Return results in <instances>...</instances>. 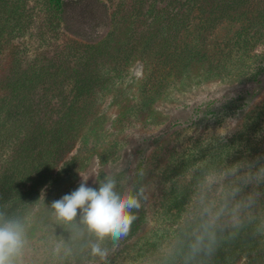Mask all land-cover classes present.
Listing matches in <instances>:
<instances>
[{
    "label": "rangeland",
    "instance_id": "1",
    "mask_svg": "<svg viewBox=\"0 0 264 264\" xmlns=\"http://www.w3.org/2000/svg\"><path fill=\"white\" fill-rule=\"evenodd\" d=\"M98 1L101 12L88 18L83 12L51 11L47 0H0V98L9 93L14 78L27 71L42 67L55 71L65 61L75 66L77 57L90 50L86 45H95L99 54L90 69L106 83L90 94L88 101L95 99L92 107L87 105L92 109L91 121L84 123L72 150L57 166L60 178L44 187L43 197L41 190L26 214L32 237L29 264H53L52 242L66 240L68 232L50 226L48 206L76 190L82 182L80 174L88 178L87 186L97 189L98 179L118 172L129 177L130 186L137 181L145 189L146 199L138 210L145 218L140 232L121 241L110 256V264H137L162 252L178 227L175 217L166 213L187 183L186 176L177 178L176 168L220 154L223 144L259 114L260 135H264V38L249 50L235 44L234 32L242 22H226L210 35L204 56L175 73L173 49L163 51L157 33L165 18L146 14L152 0ZM166 2L158 0L157 9ZM251 4L261 8L264 0ZM185 21L177 22L191 30L186 25L189 20ZM152 33L156 46L149 48L146 43L152 41ZM193 40L190 37L192 46ZM51 64L57 67L50 69ZM258 69L262 73L256 79ZM66 87L68 94L70 86ZM53 93L36 89L32 96L36 108L59 109L63 92ZM221 130L227 132L223 142L205 144ZM252 143V154L264 155V139L258 142L261 145ZM64 164H68L66 172ZM141 170L143 176H138ZM62 183L63 188H56ZM171 190H176L173 195ZM232 264L256 263L245 255Z\"/></svg>",
    "mask_w": 264,
    "mask_h": 264
},
{
    "label": "trees",
    "instance_id": "2",
    "mask_svg": "<svg viewBox=\"0 0 264 264\" xmlns=\"http://www.w3.org/2000/svg\"><path fill=\"white\" fill-rule=\"evenodd\" d=\"M138 1V4L142 3ZM157 1L152 0L146 14L165 18L161 19L163 26L158 28L157 33H160L163 39L161 49H173L172 69L175 73L178 69H186L191 60L204 56L210 35L226 22H242L234 32L235 44L249 50L253 44L264 38V6L257 8L255 4H251V0H166V5L159 9L156 6ZM47 3L49 9L56 13L63 11V14L71 12L73 15H81L83 12L88 18H96L101 12L98 0H47ZM60 18L62 19V14ZM178 20H186V23L189 20L186 25L191 26V30L181 27ZM152 35V41L146 43L149 48L156 46V36L154 33ZM0 37L2 40L3 33ZM190 37L194 39L193 46L189 41ZM86 47L90 50L81 54L80 58L77 57L78 63L75 66L71 67L69 62L65 61L55 71H50L49 67L27 71L21 78L15 77L12 83H9V93L0 98V203L7 202L12 212L26 215L30 205L39 199L41 190L47 185L55 184L61 172L56 171L57 166L72 150L84 123L91 121V101L95 99H88L93 93L104 89L106 83L103 77L90 69L99 54L96 55L94 51L95 45ZM124 48L130 52L127 45ZM54 66L51 64L50 69ZM261 73L262 69H258L255 78ZM59 76L63 78L58 82L56 78L59 79ZM66 85L70 86L68 94L64 93L68 90ZM39 88L48 95L60 89L63 92L61 107H52L49 110H46V106L44 109H41L43 106L36 108L32 96ZM88 103L91 107H87ZM261 117L260 114L256 115L244 126L242 132L223 144L220 154L226 155L225 162L228 165L257 158L252 154L255 148L252 147V142L259 144L258 142L264 139V135H260ZM67 165L62 167L65 172ZM188 167L183 164L178 166L177 178L185 176ZM63 183L55 187L63 188ZM134 185L140 187L137 181ZM182 186L181 191L173 197V206L166 209V213L172 214L175 217L174 222L178 224L172 231L173 234L184 227L180 219L183 218L181 214L190 196L187 187ZM171 191L173 195L176 190ZM137 216L138 219L133 223L127 240L134 238L145 222L144 213L138 212ZM245 255L256 264H262L264 242L253 239L248 233H242L236 240L223 244L215 257V264H232L238 257Z\"/></svg>",
    "mask_w": 264,
    "mask_h": 264
},
{
    "label": "clouds",
    "instance_id": "3",
    "mask_svg": "<svg viewBox=\"0 0 264 264\" xmlns=\"http://www.w3.org/2000/svg\"><path fill=\"white\" fill-rule=\"evenodd\" d=\"M226 135L221 130L205 144L223 142ZM225 160L218 153L186 169L184 187L190 196L181 214L184 227L162 252L137 264H215L223 244L242 233L264 242V157L232 165ZM137 175L143 176V170ZM80 176L76 190L48 206L50 226L68 232L66 240L52 242L53 264H110L111 254L138 219L145 189L130 186L129 177L119 172L98 179V189ZM31 243L27 216L0 203V264H29Z\"/></svg>",
    "mask_w": 264,
    "mask_h": 264
}]
</instances>
